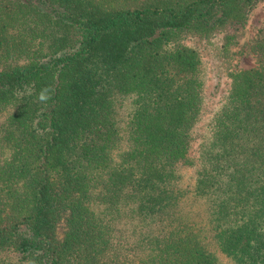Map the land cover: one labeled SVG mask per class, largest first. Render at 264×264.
<instances>
[{"label": "trees", "instance_id": "trees-1", "mask_svg": "<svg viewBox=\"0 0 264 264\" xmlns=\"http://www.w3.org/2000/svg\"><path fill=\"white\" fill-rule=\"evenodd\" d=\"M263 3L0 0V264H264Z\"/></svg>", "mask_w": 264, "mask_h": 264}, {"label": "rangeland", "instance_id": "rangeland-1", "mask_svg": "<svg viewBox=\"0 0 264 264\" xmlns=\"http://www.w3.org/2000/svg\"><path fill=\"white\" fill-rule=\"evenodd\" d=\"M264 24V3L260 4L256 10L254 11L253 15L251 16L245 35L241 41H246L250 39L256 32V30ZM193 45H195L197 48L202 49L204 47V43L202 41H193L191 42ZM203 52L204 60L208 64L209 73H208V79L205 89L206 94V105H205V111L202 116V120L198 126L197 135L201 133H204L205 130V124H207L213 110L217 105L219 104L220 100L222 99L223 95L225 94V90L227 89V78L221 77L217 78L216 72L212 70L210 63L212 62V57H210L205 51ZM254 61V58L252 56H244L240 58L237 62L238 66L241 68H248L252 66ZM216 84H220L216 86ZM200 141L199 138H197L195 144H194V150H192L191 154H196V148L198 145V142ZM195 168H183L181 173V178L179 180V185L187 190V194L182 198L180 202V209L181 212L189 217L191 220L197 222L198 224H204L205 223V212L207 208V201L202 198L201 196H198L193 192L194 188V176H195ZM214 248V247H213ZM219 264H232V262L226 258L222 253H220L216 248Z\"/></svg>", "mask_w": 264, "mask_h": 264}]
</instances>
